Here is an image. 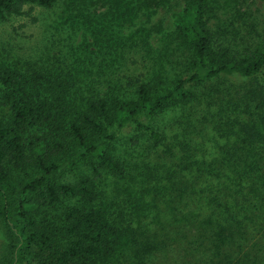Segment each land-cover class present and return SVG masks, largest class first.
I'll return each instance as SVG.
<instances>
[{
	"label": "rangeland",
	"instance_id": "obj_1",
	"mask_svg": "<svg viewBox=\"0 0 264 264\" xmlns=\"http://www.w3.org/2000/svg\"><path fill=\"white\" fill-rule=\"evenodd\" d=\"M185 3L57 0L52 7L27 3L24 8L29 13L0 18V70L13 73L19 83L39 94L47 78H59L69 86V102L78 110L99 97L136 100L141 84L171 85L193 68V51L175 22ZM206 18L214 32L215 60L225 54L223 50L225 59L238 60L264 49V0H207ZM193 86L197 96L190 101H175L158 114L142 117L161 134L159 138L132 121L111 127L115 138L109 153L122 170L107 168L92 156L73 167L62 163L54 170L56 183L76 184L78 176L87 177L92 197L63 195L54 203L42 193L28 198L30 216L50 234L51 248L41 254L48 264H63L57 261L61 254L56 251L68 248V228L73 224L83 231L101 232L112 249L94 244L99 246L97 255L76 257L69 264H210L219 260L211 250L206 252L212 247L211 238L207 235L203 240L195 233L198 213L175 212L171 198L180 191L182 179L200 176L203 166L195 162L213 161V155L204 156L203 142L218 155L230 129L229 118L249 119L243 102L250 97L255 102L264 99V75L221 76ZM235 105L240 109L233 113ZM7 114L0 95V117ZM43 133L34 129L31 141L44 137ZM42 145L48 156L53 140L47 138ZM56 151L63 154L62 149ZM28 153L24 167L13 170V185L37 170V158ZM62 160L53 154L48 162ZM203 172L201 176L214 177L212 170ZM197 182L195 191L201 190L204 179ZM188 194L193 191L181 195L187 199ZM75 208L82 214L69 217ZM91 211L93 224L83 218ZM11 254V237L0 217V264H8ZM38 261L32 258L34 264Z\"/></svg>",
	"mask_w": 264,
	"mask_h": 264
},
{
	"label": "trees",
	"instance_id": "obj_2",
	"mask_svg": "<svg viewBox=\"0 0 264 264\" xmlns=\"http://www.w3.org/2000/svg\"><path fill=\"white\" fill-rule=\"evenodd\" d=\"M56 1L0 0V18L29 13L24 8L27 3L52 7ZM206 7L207 0H186L185 7L175 17L179 34L194 54L190 73L171 85L151 88L143 83L136 100L99 97L89 99L87 107L78 110L69 102V86L59 78H47L39 94L19 83L13 73L0 70L1 105L9 109V114L0 117V217L11 237L12 254L8 264H34L32 258H39L37 264H48V258L41 254L51 248L50 234L30 216V196L42 193L51 203L59 201L63 195L93 196L87 177L78 176L76 184L52 180L54 170L62 163L70 162L73 167L79 160L92 156L107 168L122 170L109 153L111 140L115 138L111 127L121 128L132 121L138 128L159 138L161 134L142 117L158 114L175 101H190L197 96L191 89L193 85L221 76L240 75L251 79L264 75V49L233 60L225 59L226 52L219 46L225 54L215 60L214 32L206 18ZM256 101L250 97L243 102V112L249 113L248 120L238 115L233 120L229 118L226 142L220 147L222 153L217 152L225 154L223 157L212 154L208 142H203L204 156L213 155V161L209 163L208 158H203L202 163L193 165L214 171L211 172L214 177L201 176L204 173L201 168L195 180L182 179V185L178 186L180 191L171 198L176 203L173 204L175 212L198 213V225L194 227L199 229L195 233H200L203 240L207 235L211 238L212 247L206 252L211 250L215 258H219L210 264H264V99ZM239 109L237 106L233 113ZM34 129L43 131L44 137L35 136L31 141L30 133ZM47 138L53 140V150L48 156L42 145ZM57 149H62L63 154ZM28 151L37 158V170L17 186L13 185V170L24 167ZM53 154L60 155L63 160L49 163ZM200 179H204L203 186L195 191ZM189 189L193 195H185L188 197L185 199L181 194ZM81 214L82 211L75 208L68 216L77 218ZM83 218L93 224L95 213L91 211ZM68 232V248L56 251L61 254L57 261L63 264L73 262L76 257L97 255L99 246L94 244L112 249L108 239L97 230L83 231L80 225L73 224ZM34 247H39L40 251L34 252Z\"/></svg>",
	"mask_w": 264,
	"mask_h": 264
}]
</instances>
